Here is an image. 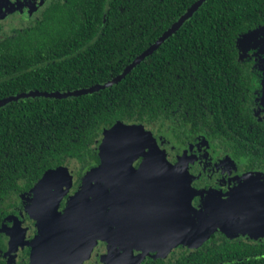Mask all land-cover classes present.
<instances>
[{
	"label": "trees",
	"instance_id": "trees-1",
	"mask_svg": "<svg viewBox=\"0 0 264 264\" xmlns=\"http://www.w3.org/2000/svg\"><path fill=\"white\" fill-rule=\"evenodd\" d=\"M192 1H51L37 22L0 39V99L114 78ZM261 26L264 0H207L118 83L78 96H30L2 105L0 264L10 262L7 230L21 196L50 169L69 164L81 176L96 165L104 130L118 121L150 124L168 113L183 132L197 129L237 156L262 158L264 125L252 114L251 77L237 44ZM240 250L231 246L237 259L228 264H243Z\"/></svg>",
	"mask_w": 264,
	"mask_h": 264
},
{
	"label": "flooded vegetation",
	"instance_id": "flooded-vegetation-1",
	"mask_svg": "<svg viewBox=\"0 0 264 264\" xmlns=\"http://www.w3.org/2000/svg\"><path fill=\"white\" fill-rule=\"evenodd\" d=\"M51 1L0 0V39L37 22L43 8ZM254 37L260 40L264 38V32ZM256 40L253 43L256 44ZM261 44L244 50L241 58L244 71H249L251 77L252 114L264 125V47ZM168 116L165 113L159 122L137 124H143L153 133L171 166H167L166 161L144 166V155L134 159L131 168L120 166L119 161L114 165L113 172L109 173L111 177L135 181L125 197L123 190L118 196V200L121 194L123 198L121 206L115 204L110 240H100L84 264H105L101 255L109 247L122 264H228L237 259L236 252L229 253L231 246L241 248L238 259L243 264L246 260L264 259V190H252L257 188L255 184L250 186L251 191L246 185H238L246 177L264 181V156L251 158L246 153L237 156L229 146L201 135L197 129L183 132V127L176 126L181 121L176 119L171 124ZM101 162L100 157L93 167L100 166ZM71 169L73 183L63 197L59 211L65 210L70 196L81 187L84 175L90 170L79 176L74 167ZM169 173L186 188L187 194L193 190L194 195L185 212L179 184L166 187L167 199L164 195L151 199L134 195L145 179L165 177ZM102 176L106 177L105 174ZM238 186L242 190H235ZM238 194L242 197L239 201L234 198ZM32 197V192L23 194L17 212L11 216V225L17 221L20 230L27 229L28 241L38 233V221L30 216L27 208ZM236 204L244 213L239 217L242 230L229 231L238 220L232 212ZM221 226L227 229L219 228ZM30 253L28 244L21 245L8 254L9 264H30ZM113 263L118 264V261ZM257 264L263 263L258 261Z\"/></svg>",
	"mask_w": 264,
	"mask_h": 264
},
{
	"label": "water",
	"instance_id": "water-1",
	"mask_svg": "<svg viewBox=\"0 0 264 264\" xmlns=\"http://www.w3.org/2000/svg\"><path fill=\"white\" fill-rule=\"evenodd\" d=\"M205 1L207 0H196L154 43L134 58L114 78L73 90H29L20 92L0 99V107L10 101L30 96L58 98L78 96L99 91L118 83L147 56L154 53L166 39L177 32ZM260 32H264V26L248 31L239 37L237 44L241 50V55L244 50L252 46L256 47L261 42L262 47H264V38L256 40V37H254L260 34ZM255 40L257 41L256 44L253 43ZM103 136V141L99 145V155L102 160L101 165L93 167L86 172L81 187L70 196L64 211H59L58 208L73 183V174L69 167L62 165L50 169L38 180L31 191L33 193L32 201L27 205L30 216L38 221V233L32 240L28 241L26 240L27 229L23 228V230H20V224L14 221L13 225L7 230L10 236V246L6 255L14 253L21 245L28 244L31 247L30 264H84L91 257L94 248L100 240H110L109 238L113 230L112 224L114 223L116 214V205L109 198L114 194V191L106 183V179L110 176L109 173L106 177L102 176L103 180L99 179L102 167L112 165L113 156L107 151L110 145H113L118 153H120L119 158L121 161L119 164H121L120 166L124 165V168H131L132 161L141 155H144V166L147 163L151 165L165 161L167 166H171L167 162L165 150L159 147L153 133L147 130L143 124L118 121L113 126L106 128ZM147 138H149L150 142L154 143L155 150L152 148L151 151L145 152L147 147H145V144L142 145V143ZM124 156H126L125 159ZM170 174H167L165 177L145 179L141 188H136L134 195H136V198L143 197L146 199L164 195L163 197L167 199L169 197L166 194V191L169 189L168 186L179 184V181L171 177ZM253 184L257 185V188L252 190H264V181L260 178L253 179L246 177L238 185H246L247 190L251 191L250 186H254ZM239 186L235 190H242V188L239 189ZM166 187L168 188L167 190ZM180 188L182 190V208L183 212H185L194 193L190 189V192L188 191L189 194H187L184 186ZM163 192L165 193L162 194ZM234 198L237 201L242 199L240 194L234 195ZM234 207L235 209L232 212L238 217V220L234 221V226L229 231L242 230V227L239 225V217L244 213L240 211L239 204H236ZM246 213L248 212L246 211ZM124 216H126V213ZM224 227L221 226L219 228L227 229ZM101 260L105 264H114V261L122 264L121 259L116 258L115 253L111 251L110 247L106 253L101 255Z\"/></svg>",
	"mask_w": 264,
	"mask_h": 264
},
{
	"label": "rangeland",
	"instance_id": "rangeland-1",
	"mask_svg": "<svg viewBox=\"0 0 264 264\" xmlns=\"http://www.w3.org/2000/svg\"><path fill=\"white\" fill-rule=\"evenodd\" d=\"M103 138H104V136H103ZM144 144H145V147H147L146 151H148V150L151 151L152 148H153V150H155L154 143L150 142L149 138H147V140L146 139L144 140L142 145H144ZM107 151L113 156L112 161H111L112 165L111 166H107V167H102V171L100 172V176H102L103 174H106V176H107L108 173H112L114 165H116L118 161L119 162L121 161V159L119 158L120 157V153H118L117 149L113 145H110L108 147ZM125 158H126V156H124V159ZM72 167L73 166L71 165V167L69 168L71 170V172H72V169H71ZM140 169L143 170V168H140ZM102 178L103 177H100L99 179L101 180ZM104 181H105V179H104ZM134 181L135 180H133L132 178H130V180L128 181V180L122 179L121 177L108 176V178L106 179V183H107V185H109L110 189L112 191H114L113 192L114 194L109 198L110 201H113L114 204H117L118 206H121L120 203H121V199L123 198V195L121 194V198H119V200H118V197H117L118 194L117 193H121V191L123 190L125 192V194H124V197H125V195L131 191V189L133 187V184H134Z\"/></svg>",
	"mask_w": 264,
	"mask_h": 264
}]
</instances>
